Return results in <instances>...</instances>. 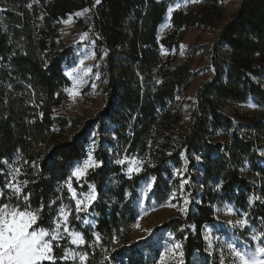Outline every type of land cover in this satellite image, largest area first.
Returning a JSON list of instances; mask_svg holds the SVG:
<instances>
[{
  "label": "trees",
  "instance_id": "obj_1",
  "mask_svg": "<svg viewBox=\"0 0 264 264\" xmlns=\"http://www.w3.org/2000/svg\"><path fill=\"white\" fill-rule=\"evenodd\" d=\"M169 0H0V190L3 202L43 205L40 226H52L60 206L72 204L65 187L70 167L87 154L92 131L113 124L111 152L99 146L100 163L87 170L84 186H95L97 214L93 231L81 227L84 264H152L144 241H130L136 224L135 188L155 177L158 200L167 191L170 170L187 159L191 199L184 217L162 226L181 240L183 264L203 254V226L213 223L214 205L223 201L248 208L264 230V0H241L224 19L220 0H202L197 10L171 12V28L160 40L156 29ZM88 8L100 71L104 104L91 117L57 115L70 81L62 63L72 47L60 38L58 26L69 14ZM211 46V75L196 90L184 119L179 93L195 77L190 63L170 66L161 60L159 43L169 48L177 31L189 26L216 28ZM253 98L257 110L243 112L238 103ZM145 158L139 172L126 174L120 155ZM199 157V159H197ZM19 170L18 172L16 170ZM15 176V180H13ZM27 181L26 185L22 182ZM20 182L19 198L6 187ZM35 227V226H34ZM96 235V238L94 237ZM151 250V248H148ZM63 248L53 245L55 264ZM42 264H51L44 261Z\"/></svg>",
  "mask_w": 264,
  "mask_h": 264
},
{
  "label": "rangeland",
  "instance_id": "obj_2",
  "mask_svg": "<svg viewBox=\"0 0 264 264\" xmlns=\"http://www.w3.org/2000/svg\"><path fill=\"white\" fill-rule=\"evenodd\" d=\"M240 1L220 0L224 19L230 16ZM201 3L202 0H195V2L194 0H169L164 19L156 29L157 39L160 40L170 30V15L173 10H197ZM77 13L81 14L77 15ZM91 20V10L84 8L69 14L59 22L58 32L61 41L65 45L72 47L73 50L72 55L62 63L63 72L70 81L66 89L72 90L77 94L73 96L69 91H66L67 99L54 109V113L57 115H66L72 118L79 116L84 118L91 117L104 104L105 96L103 95L102 87L105 81L100 71V64L106 57V51L101 50V56L99 59L97 58L95 34L93 33ZM219 27L220 25L216 28L198 26L181 28L177 31L178 41L171 47L167 48L159 43V55L162 61L170 66L185 61L190 63L191 69L195 72V77L188 88L180 92L178 96L183 103L185 120L189 117L188 109L195 99L196 90L211 75L210 45L216 38ZM85 33L87 34L86 36ZM81 61H83V64H81ZM89 69L91 70L90 72L88 71ZM257 80L264 87V74ZM250 104L255 105V107H249ZM236 107L243 112L258 109V105L252 97L245 102L238 103ZM101 128L99 131V128L95 127L92 131L87 143L86 156L79 161H75L70 167L65 187L72 204L62 205L65 206V211L68 214L66 224L59 211L52 220L53 227L57 222L61 224L60 235L62 237L58 241L53 242V245L57 244L58 247L63 248V256L66 253L70 254L68 259L60 260H68L71 264H84L85 260H80V255H84L80 251L84 243L73 244L70 233H79L84 242L85 238L83 232L77 228V225L70 223V217L72 216L74 222H77L78 225L88 227L91 231L94 230L97 219V214L89 208L86 212H76V199L88 194L91 185L84 186L82 183L81 180L85 175L77 178L72 176V172L77 167H82L89 156L92 157L95 162L94 167H96L100 163V160L96 158V150L99 146H103L108 152H111L114 148L116 135L113 130V124L106 121ZM259 154L262 156L261 164L264 166V146L259 149ZM117 160L124 161L122 164H125L126 174H130L128 171L130 167L133 169L140 168L141 170L146 162L145 158L134 155L124 156V154L120 155ZM133 161H139L140 163L137 164ZM135 172L137 171L134 170L131 173ZM170 173H172V177H165L168 180V190L160 195L163 196L162 199L158 200L159 196H157V191L154 189V176H149L144 181H141L135 188L132 198V204L136 211V224L130 232L127 241H144V244L147 245L144 252L153 253L152 264H161L160 255L165 252L166 248H171L177 243L181 245V240L172 231L163 227L162 224L169 218L184 217L190 206L192 196L189 185L190 172L187 171V159L183 157L182 164L173 167ZM69 183L75 191V198H73V192L69 190ZM254 199L255 197L252 195L248 197V208L252 206ZM229 208L232 209L231 212H229ZM248 208H236L235 204L229 201L216 203L213 207L216 220L213 223L205 224L202 230L205 251L202 255L199 253L194 254L191 258L192 264H240L238 258L228 248L229 244L233 245L237 251L245 253L249 258L253 254H257L260 259H264V254H259L256 251L258 247H264L263 226L261 222L254 221L251 218ZM181 209L185 211H181ZM20 210L24 209L20 208ZM77 216L80 218L77 219ZM237 220H244L246 223L241 226L236 224ZM64 227H67L69 231L65 232ZM94 237L96 238L95 234ZM254 237L256 238L254 239ZM148 248H151V250ZM178 251H181V248ZM72 256L75 258H71ZM181 259L183 260V256L180 257L178 254L174 260H169L166 257L165 264H177Z\"/></svg>",
  "mask_w": 264,
  "mask_h": 264
},
{
  "label": "snow or ice",
  "instance_id": "obj_3",
  "mask_svg": "<svg viewBox=\"0 0 264 264\" xmlns=\"http://www.w3.org/2000/svg\"><path fill=\"white\" fill-rule=\"evenodd\" d=\"M195 2V0H194ZM96 3H100V0H96ZM179 7V5H177ZM87 11V10H85ZM81 13H77L80 15ZM67 23V21H66ZM87 34L85 33V36ZM83 64V61H81ZM91 71L90 69L88 70ZM87 74V73H86ZM71 95L75 96L77 93L72 90L66 89ZM249 107H255V105H249ZM199 159V157H197ZM118 164L124 163L122 160L116 161ZM134 163H140L139 161H133ZM95 162L92 157L89 156L82 167H77L72 176L80 178L84 176L90 167H94ZM140 171V168H129L128 171ZM19 171L18 169L16 170ZM15 180V176L12 178ZM23 185L27 184V181L22 182ZM6 187L13 190V196L19 198L23 191L20 182L12 183L7 182ZM150 187V185H149ZM182 187V186H181ZM69 190L73 192V198H75V191L72 189L69 183ZM175 195V194H173ZM4 192L0 190V264H42L44 261H49L51 264H55L56 257L53 255V242L61 239L60 229L61 224L57 222L55 226H49L44 228L38 223L42 219L43 205L37 209H31V205L27 203L28 195L23 196V200L26 202L23 206L24 210H20V205H12L11 202H3ZM97 199L95 192V186H90L88 194L83 195L82 198L76 199V212H86L93 201ZM181 211H185L181 209ZM232 209L229 208V212ZM59 213L63 216V221L66 224L68 220V214L65 211V206H61ZM80 217L77 216V219ZM246 221L237 220L236 224L244 225ZM35 226V227H34ZM64 231L68 232V228L64 227ZM72 235L73 244H83L84 240L79 233H70ZM256 237H254L255 239ZM182 246L177 243L171 248H166L165 252L160 255L161 264H165L166 257L169 260H174L178 254L183 256L182 251H178ZM228 248L232 251L233 255L238 258L240 264H264V259H260L257 254H253L250 258L245 253L237 251L233 245L229 244ZM257 253L264 254V247H258ZM70 254L66 253L61 259H68ZM71 258H75L72 256ZM86 254L80 255V260L84 261ZM177 264H183V260H179Z\"/></svg>",
  "mask_w": 264,
  "mask_h": 264
}]
</instances>
